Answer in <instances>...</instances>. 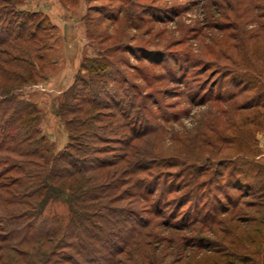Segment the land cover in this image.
<instances>
[{"label": "trees", "instance_id": "1", "mask_svg": "<svg viewBox=\"0 0 264 264\" xmlns=\"http://www.w3.org/2000/svg\"><path fill=\"white\" fill-rule=\"evenodd\" d=\"M24 1L0 0V264H264V166L230 157V191L240 193L226 192L230 207L222 205L216 168L151 147L154 98L102 54L81 60L60 96L56 116L68 142L54 148L40 128L44 111L20 91L55 47V27L18 8ZM260 2L240 11L236 0L230 9L235 19L258 11L242 23L256 26L248 37L264 44ZM85 33L92 40L89 24ZM260 80L264 69L230 58L240 91L214 99L235 111L264 108V92L243 96L261 90ZM239 95L247 99L240 105ZM170 176L179 184L168 186ZM56 203L65 214L51 211ZM161 203L181 218L172 221Z\"/></svg>", "mask_w": 264, "mask_h": 264}, {"label": "rangeland", "instance_id": "2", "mask_svg": "<svg viewBox=\"0 0 264 264\" xmlns=\"http://www.w3.org/2000/svg\"><path fill=\"white\" fill-rule=\"evenodd\" d=\"M238 2L240 11H244L254 0ZM235 3L236 0H70L64 5L62 0H25L18 8L38 12L44 24L54 26L55 30L49 32L55 34L56 45L40 65L35 83L27 84L20 97L36 102L44 111L41 131L55 149H62L68 135L56 116L58 100L79 62L102 54L128 76L130 84L154 98L156 117L149 125L151 147L169 155L198 156L200 164L211 168L209 173L216 168L212 189L221 204L230 207L226 192L234 196L240 193L230 191V157L247 155L264 166V108L235 111L229 100L214 99L217 94L229 96L232 91H240V86L230 82V58L250 69H264V44L259 39H249L247 34L257 28L242 23L258 11L235 19L230 9ZM86 24L90 25L92 40L86 36ZM81 73L89 76L88 72ZM172 74L182 80H171ZM158 76L163 81L153 80ZM263 82L258 85L261 90H250L243 96L248 99L264 92ZM247 99L239 95L234 101L240 105ZM263 103L264 97L260 101ZM247 115L250 117L246 120ZM173 183L175 179L170 176L167 184ZM165 206L161 203L163 211L174 217V211ZM186 208H181V214ZM51 211L65 214L66 207L56 203ZM180 218L178 214L172 221Z\"/></svg>", "mask_w": 264, "mask_h": 264}, {"label": "crops", "instance_id": "3", "mask_svg": "<svg viewBox=\"0 0 264 264\" xmlns=\"http://www.w3.org/2000/svg\"><path fill=\"white\" fill-rule=\"evenodd\" d=\"M74 73H75V72H74ZM72 75H73V74H72ZM71 77H72V76H71ZM70 80H71V79H70ZM70 82H71V81H70ZM70 82H69L68 84H70ZM68 84H67V85H68Z\"/></svg>", "mask_w": 264, "mask_h": 264}]
</instances>
